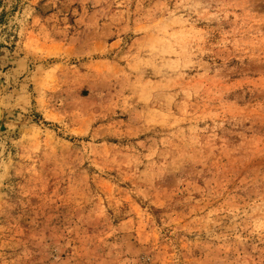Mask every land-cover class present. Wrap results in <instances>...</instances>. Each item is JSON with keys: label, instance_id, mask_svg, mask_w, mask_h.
<instances>
[{"label": "rangeland", "instance_id": "rangeland-1", "mask_svg": "<svg viewBox=\"0 0 264 264\" xmlns=\"http://www.w3.org/2000/svg\"><path fill=\"white\" fill-rule=\"evenodd\" d=\"M0 264H264V0H0Z\"/></svg>", "mask_w": 264, "mask_h": 264}]
</instances>
